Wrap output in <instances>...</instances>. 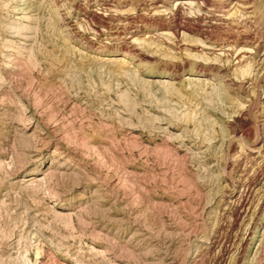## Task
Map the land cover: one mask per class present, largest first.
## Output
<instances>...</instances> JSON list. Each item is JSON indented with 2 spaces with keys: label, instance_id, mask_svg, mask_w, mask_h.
I'll list each match as a JSON object with an SVG mask.
<instances>
[{
  "label": "rangeland",
  "instance_id": "374dc122",
  "mask_svg": "<svg viewBox=\"0 0 264 264\" xmlns=\"http://www.w3.org/2000/svg\"><path fill=\"white\" fill-rule=\"evenodd\" d=\"M177 1L0 0V264H264V0Z\"/></svg>",
  "mask_w": 264,
  "mask_h": 264
},
{
  "label": "bare ground",
  "instance_id": "6f19581e",
  "mask_svg": "<svg viewBox=\"0 0 264 264\" xmlns=\"http://www.w3.org/2000/svg\"><path fill=\"white\" fill-rule=\"evenodd\" d=\"M20 1V0H19ZM192 4H194L192 1H188V0H178L176 3H175V10H176V12L173 14L174 16H176L177 14H179L178 12L180 11V10H182V9H184L185 8V6H191ZM190 8V7H189ZM174 10V11H175ZM155 14H157V13H155ZM130 15V14H129ZM216 15V14H215ZM23 17V16H22ZM88 17H90V19L91 20H93L94 22L95 21H98L99 19H100V16L97 14V13H89L88 14ZM26 18V17H25ZM25 18H20V19H25ZM175 19V18H174ZM180 19V18H179ZM26 21H27V19H26ZM18 24V23H17ZM21 26V25H20ZM27 26V25H26ZM176 28V32H178L179 30H181V26L180 25H177L176 24V26H175ZM23 28V27H22ZM184 28V27H183ZM14 30V28H11V30ZM22 30V29H21ZM15 32V31H14ZM19 32V31H18ZM23 32V31H22ZM175 32V33H176ZM10 33V32H9ZM11 33H12V31H11ZM179 33V32H178ZM14 34V33H13ZM163 35H167L168 33H162ZM9 35H11V36H9V39H6V46H7V52L4 54V55H1L2 56V62H3V66H4V68H5V71H8V70H13L14 69V67L18 64V60L17 59H14V58H16V57H14V51L15 50H13V49H10L11 47L12 48H14V43H16L17 42V40L18 39H16V37H19L18 35H12V34H9ZM169 35V34H168ZM167 35V36H168ZM25 36V35H24ZM21 40H23L24 42H29L30 43V41L32 40V37H29V35L28 36H26V37H22L21 36ZM138 40H135L134 42L136 43ZM144 41V40H143ZM138 43H139V41H138ZM20 44V43H19ZM22 44V43H21ZM4 45V44H3ZM15 45H17V44H15ZM24 45H25V43H24ZM139 45V44H138ZM140 45H141V41H140ZM30 46V45H29ZM142 46V45H141ZM28 47V46H27ZM4 48V47H3ZM24 48V47H23ZM140 48V47H139ZM142 48V47H141ZM209 48H212V47H209ZM208 48V49H209ZM147 49V48H146ZM5 50V49H4ZM17 51V50H16ZM24 51H25V49H24ZM78 51V50H77ZM244 49L242 50V48H241V50H239L238 52H237V57L238 56H240L241 57V55L242 54H244ZM135 52H137V48L133 45V46H131V44H130V46H129V50H128V52L126 53V55L125 56H123V57H117L115 60H116V62H118V63H127V62H129V58L131 57V55L133 54H135ZM139 53V52H138ZM140 54V56H142V57H148L145 53H142V52H140L139 53ZM17 55H19V54H17ZM16 55V56H17ZM21 55V54H20ZM0 56V57H1ZM22 58V57H21ZM243 58V57H242ZM243 60V59H242ZM21 62V61H20ZM103 62V61H102ZM109 62V61H108ZM107 62V63H108ZM2 64V63H1ZM16 68V67H15ZM9 72V71H8ZM195 74H192L191 76H189L188 78L189 79H193V81H195V80H205V78H202V77H197V78H194L193 76H194ZM149 76L150 77H153L152 76V74L150 73L149 74ZM171 78H172V76H171ZM3 82V81H2ZM150 82H152L153 84H160V83H163V82H167V79H164V80H160L159 81V79H154L153 81H150ZM201 83V82H200ZM24 114H27V113H25L24 112ZM27 116V115H26ZM31 115H28L27 116V119L28 120H31ZM160 119H162V118H160ZM165 119V118H164ZM122 121V120H121ZM167 122V121H166ZM164 120H162V121H160V122H158L159 123V127L158 128H160L161 130V133L163 134V136H165V137H168L167 139H170V137L172 136L171 135V132L168 130V128H166V127H164L165 125V123H166ZM158 123H156V124H158ZM25 124H27V122L25 123ZM170 124V123H169ZM36 128L37 129H35V133H38V134H44L43 133V131L45 130L44 128H40L38 125H36ZM22 130L23 131H26L27 130V127L24 125L23 127H22ZM138 131V127H136V126H130L129 128H128V137L129 138H131V139H138V136H137V132ZM161 135V134H160ZM179 135V134H178ZM177 136V135H176ZM42 138V137H41ZM172 138V137H171ZM45 139V138H44ZM43 140V139H42ZM166 140V139H165ZM177 156V155H176ZM9 165V164H8ZM0 166H2L3 167V165H0ZM62 167V166H61ZM10 167H8V169H9ZM12 169V168H11ZM37 173H40V174H42V176H40L39 177V179H37V178H35V177H30L29 179H26V181H24V183L23 184H26V186L27 187H31V188H37L38 190L43 186V182H45V181H47L46 179H52L55 175H56V173H57V170H52V171H49V172H45L43 169H41V168H38L37 170ZM61 173V172H60ZM47 183V182H46ZM248 185H246L245 187H243V192L244 193H241V202L243 203V204H241L242 205V207H244V206H246V204H247V202H248V198L250 197V195H251V193H252V188H249V187H247ZM264 200V195L262 196V198H260V200ZM44 200H45V198H44ZM261 200V202H263ZM38 203H39V201H38ZM42 207V206H41ZM258 208V207H257ZM58 210H63L62 208H59V207H57L56 205H51L50 206V208H49V210H48V213H52L55 217L56 216H64V215H66L67 217H69L70 216V214H62V213H59V211ZM81 210V209H80ZM58 211V212H57ZM255 213V212H254ZM256 214L257 213H255V215H254V218H252L253 219V221L252 222H250V224L248 225V227L246 228V232H245V239H247L248 237H249V235L251 234V231H250V228H252L253 229V226H254V219H256ZM52 215V216H53ZM260 224H262V231L259 233L258 232V234H254L253 235V239H255L256 241H258L259 243L261 242V240H262V238H264V222H262V223H260ZM41 228V227H40ZM37 237V236H36ZM253 239H251V240H253ZM12 240V239H11ZM35 242H36V245H35V250H36V262H35V264H40V261L43 259V258H46L47 257V254L43 251V249L41 248L43 245V241H42V239L40 238V237H38L36 240H35ZM197 245H196V252H194L195 254H200V252H201V250H202V248L204 247L203 245H205V244H207V242L205 241V240H197ZM44 247V246H43ZM196 255H194V257H195ZM54 262H56V261H54ZM54 262H52V263H54ZM61 263V262H60ZM62 264H65V263H62Z\"/></svg>",
  "mask_w": 264,
  "mask_h": 264
}]
</instances>
